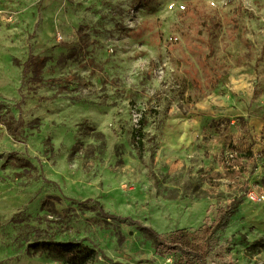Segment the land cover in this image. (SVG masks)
Listing matches in <instances>:
<instances>
[{
  "label": "rangeland",
  "instance_id": "374dc122",
  "mask_svg": "<svg viewBox=\"0 0 264 264\" xmlns=\"http://www.w3.org/2000/svg\"><path fill=\"white\" fill-rule=\"evenodd\" d=\"M0 104L24 124L18 139L0 125V264L67 263L40 241L80 242L89 264H174L139 226L193 231L233 200L207 264H264V202L248 197L264 196V0H0ZM141 114L145 163L127 140ZM248 147L252 174L209 183ZM173 177L222 194L183 197Z\"/></svg>",
  "mask_w": 264,
  "mask_h": 264
},
{
  "label": "trees",
  "instance_id": "16d2710c",
  "mask_svg": "<svg viewBox=\"0 0 264 264\" xmlns=\"http://www.w3.org/2000/svg\"><path fill=\"white\" fill-rule=\"evenodd\" d=\"M38 6H40V3ZM42 63L41 57L29 54L22 65V75L32 72L34 77L39 79ZM145 124V116L141 114L138 124L127 131L128 143L136 151L138 159L143 163L147 162L143 158V139L145 137L143 127ZM0 125L5 128L7 135L14 139L20 137L24 126L23 121L15 117L11 109L2 104H0ZM219 165L222 171L220 173H212L209 183H213L214 178H225L234 184H239L244 174H252L256 168L254 153L250 147L243 152L232 150L231 153L219 160ZM172 181L181 185L184 193L183 197L203 199L209 196L215 198L222 194L213 192L211 195H208L205 192L199 191L197 185L188 178L180 180L173 177ZM158 193L165 199L177 198L176 195L170 192L163 195L162 191L159 190ZM89 202L91 200L82 201L79 204L86 206ZM237 203L235 200L231 201L225 210L220 211L213 224L209 226L204 225L193 231L176 230L168 235H160L146 226H139V231L151 242L157 254L165 253L173 255L175 259L174 264H207V257L210 252V238L216 231L223 229L227 225L235 212ZM45 206H47L51 213L58 214L51 207V204L45 203ZM100 217L102 218L101 221L106 224H109V220H118L114 215H107L103 212ZM119 239L122 240V237L119 236ZM30 248L34 250L44 249L60 256L65 255L67 256L66 264H89L97 257L94 249L84 246L80 242L40 241L33 243Z\"/></svg>",
  "mask_w": 264,
  "mask_h": 264
},
{
  "label": "built area",
  "instance_id": "2783aa9c",
  "mask_svg": "<svg viewBox=\"0 0 264 264\" xmlns=\"http://www.w3.org/2000/svg\"><path fill=\"white\" fill-rule=\"evenodd\" d=\"M248 197L252 201H261V202H264V196H260L259 194L254 193V192L248 193Z\"/></svg>",
  "mask_w": 264,
  "mask_h": 264
},
{
  "label": "bare ground",
  "instance_id": "6f19581e",
  "mask_svg": "<svg viewBox=\"0 0 264 264\" xmlns=\"http://www.w3.org/2000/svg\"><path fill=\"white\" fill-rule=\"evenodd\" d=\"M170 139V138H169ZM248 213H255V211H252V210H248ZM261 214H264V209L260 211Z\"/></svg>",
  "mask_w": 264,
  "mask_h": 264
}]
</instances>
